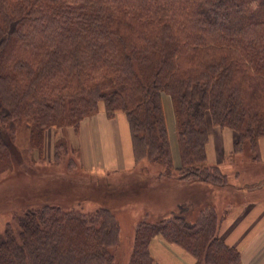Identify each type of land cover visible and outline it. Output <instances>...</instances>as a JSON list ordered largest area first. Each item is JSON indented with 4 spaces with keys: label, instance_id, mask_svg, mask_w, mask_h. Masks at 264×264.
<instances>
[{
    "label": "trees",
    "instance_id": "trees-1",
    "mask_svg": "<svg viewBox=\"0 0 264 264\" xmlns=\"http://www.w3.org/2000/svg\"><path fill=\"white\" fill-rule=\"evenodd\" d=\"M100 110L124 114L135 162L159 167L150 176L204 186L198 205L206 206L225 186L206 163L207 113L237 133L233 155L244 147L257 155L264 138V0H0V174L13 167L11 141L23 120L41 158L48 129L76 133ZM66 148L64 137L55 140V162ZM144 168L129 174L132 182L147 178ZM198 205L194 221L183 205L168 219L140 221L128 264H155V237L194 264H241L218 237L213 212ZM118 231L108 209L42 205L18 217L17 233L5 228L0 264H114Z\"/></svg>",
    "mask_w": 264,
    "mask_h": 264
},
{
    "label": "rangeland",
    "instance_id": "rangeland-1",
    "mask_svg": "<svg viewBox=\"0 0 264 264\" xmlns=\"http://www.w3.org/2000/svg\"><path fill=\"white\" fill-rule=\"evenodd\" d=\"M166 98L162 95L164 101ZM117 114L122 115L123 113ZM206 120L214 126L208 113ZM26 121L28 120H23L18 124L13 132L14 136L11 141L13 167L0 174V238L8 226L17 233L18 217L25 211L36 210L42 205H55L64 210H78L83 213L108 209L113 213L119 227L118 242L112 249L114 264H128L137 224L140 221L156 222L168 219L172 213H177L178 197L171 191L172 186L177 185L178 182L173 179H162L163 182H158L155 177L150 176V173H155L159 167L149 166L144 160L136 162V170L139 167H145L142 173L147 176L139 182H132L129 174L93 176L92 178L81 168L80 149L78 142L73 141L75 131L72 127L62 130L48 129L44 136L42 157L39 158L37 150L32 148L29 143V129ZM169 124L171 123L169 122ZM107 125L114 126L113 124ZM169 126L170 130L167 132L170 150L173 151L171 156L174 166H178L179 155L174 125L173 127ZM61 137H64L67 153L62 151L60 160L55 162L56 160H53L54 142ZM234 137L238 138L236 132ZM102 142L105 143L104 137H102ZM104 146L102 144V147ZM257 156L255 150L252 152L250 148L244 147L240 153L230 156L227 162L232 163L234 157L233 164H241L240 161L249 164L256 163ZM217 173L225 185L232 182L233 177L229 171L228 176H222L223 173L219 168ZM98 182L100 186H97ZM198 189L200 188L196 185L192 189L193 193L189 191L188 195L186 194L188 191L186 192V188H184V192L179 194L184 196L183 200H189L193 196L194 200H192L196 203L195 206L191 205L192 202H187V206L185 205V207L189 206L186 218L190 221H194L199 216L196 206L199 201L198 197L203 195V191ZM210 201V198L204 199L203 202L206 206L198 205V207L205 208L206 212H213L216 224L217 222L219 224L224 213L223 211L218 213L217 207L214 208L215 206Z\"/></svg>",
    "mask_w": 264,
    "mask_h": 264
},
{
    "label": "crops",
    "instance_id": "crops-1",
    "mask_svg": "<svg viewBox=\"0 0 264 264\" xmlns=\"http://www.w3.org/2000/svg\"><path fill=\"white\" fill-rule=\"evenodd\" d=\"M162 102L169 132V125L172 127L174 125L172 106L169 97L166 101L162 99ZM206 122L208 131V142L205 147L206 163L219 168L223 175L228 176L229 171L233 177L229 184L214 189L212 192L214 200L210 199L214 208L217 207L216 211L224 213L218 224V237L224 244L239 252L241 264H264V176H262L264 175V138L258 142L256 163L240 161L241 164H233L234 157L232 163H228L229 157L233 156L234 142L237 139L234 137L235 132ZM102 137L105 143L102 142ZM73 141H77L79 145V159L83 172L92 178L131 174L137 168L124 114H116L108 118L104 111L100 110L79 123ZM102 144L105 146L102 147ZM155 180L162 181L157 178ZM194 187L196 186L183 182L172 186V194L178 197L177 206H185L187 202H192V206L196 205L193 196L189 200H183L184 196L179 195L184 192V188L186 192L188 191L186 194L189 195V191L193 193ZM199 188V191L206 190L204 186ZM186 208L188 209L189 206ZM150 252L155 264H194L195 262L180 247L169 245L160 237L152 240Z\"/></svg>",
    "mask_w": 264,
    "mask_h": 264
}]
</instances>
